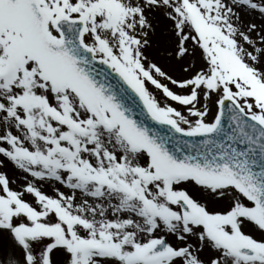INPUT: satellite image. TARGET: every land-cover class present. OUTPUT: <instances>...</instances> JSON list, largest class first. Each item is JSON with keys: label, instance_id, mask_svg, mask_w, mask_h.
Segmentation results:
<instances>
[{"label": "snow or ice", "instance_id": "snow-or-ice-1", "mask_svg": "<svg viewBox=\"0 0 264 264\" xmlns=\"http://www.w3.org/2000/svg\"><path fill=\"white\" fill-rule=\"evenodd\" d=\"M0 264H264V0H0Z\"/></svg>", "mask_w": 264, "mask_h": 264}, {"label": "rangeland", "instance_id": "rangeland-1", "mask_svg": "<svg viewBox=\"0 0 264 264\" xmlns=\"http://www.w3.org/2000/svg\"><path fill=\"white\" fill-rule=\"evenodd\" d=\"M254 18L256 19L257 23L260 22L258 16L254 17ZM157 59H159V58L157 57ZM160 63L162 64V66L165 67L166 70L169 68V65H168V63L166 61L160 60ZM169 86L171 87V85H169ZM156 94H157L158 97H161V94L160 93L157 92ZM169 102L170 103H173V106H175L179 110L183 111V109H182V107L180 105L176 104L175 102H171V101H169ZM43 190H45L46 192H49L50 193V186L48 184H45Z\"/></svg>", "mask_w": 264, "mask_h": 264}]
</instances>
